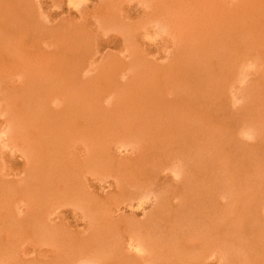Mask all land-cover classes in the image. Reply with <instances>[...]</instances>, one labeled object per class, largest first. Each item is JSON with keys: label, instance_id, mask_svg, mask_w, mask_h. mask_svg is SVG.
I'll return each instance as SVG.
<instances>
[{"label": "rangeland", "instance_id": "1", "mask_svg": "<svg viewBox=\"0 0 264 264\" xmlns=\"http://www.w3.org/2000/svg\"><path fill=\"white\" fill-rule=\"evenodd\" d=\"M0 264H264V0H0Z\"/></svg>", "mask_w": 264, "mask_h": 264}, {"label": "bare ground", "instance_id": "2", "mask_svg": "<svg viewBox=\"0 0 264 264\" xmlns=\"http://www.w3.org/2000/svg\"><path fill=\"white\" fill-rule=\"evenodd\" d=\"M81 2V1H80Z\"/></svg>", "mask_w": 264, "mask_h": 264}]
</instances>
